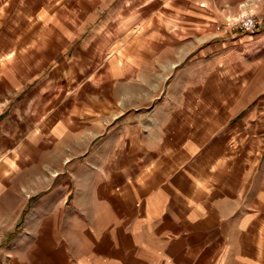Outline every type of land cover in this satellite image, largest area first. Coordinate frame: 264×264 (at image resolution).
<instances>
[{
  "label": "crops",
  "instance_id": "obj_1",
  "mask_svg": "<svg viewBox=\"0 0 264 264\" xmlns=\"http://www.w3.org/2000/svg\"><path fill=\"white\" fill-rule=\"evenodd\" d=\"M17 263L264 264V0H0Z\"/></svg>",
  "mask_w": 264,
  "mask_h": 264
},
{
  "label": "built area",
  "instance_id": "obj_2",
  "mask_svg": "<svg viewBox=\"0 0 264 264\" xmlns=\"http://www.w3.org/2000/svg\"><path fill=\"white\" fill-rule=\"evenodd\" d=\"M261 27V22L247 10L241 11L233 18H228L227 22L219 26L222 34L232 31L249 33L257 31Z\"/></svg>",
  "mask_w": 264,
  "mask_h": 264
},
{
  "label": "rangeland",
  "instance_id": "obj_3",
  "mask_svg": "<svg viewBox=\"0 0 264 264\" xmlns=\"http://www.w3.org/2000/svg\"><path fill=\"white\" fill-rule=\"evenodd\" d=\"M253 2H250L249 3V7H242L241 9H239L237 11H233L235 13H233V12L227 13L226 16L223 18V20L220 23H217V24H215L213 26L214 28L211 30V34L212 35H213V33L214 34L215 33L217 34V32H218L219 35H223L225 38H227V36H233L234 34H238V33L247 34V33L241 32V31H236V32L235 31H232V32H228L227 34H222L221 31H220V29H219V26L222 25V24H224L225 22H227L228 18L235 17L237 14H239L243 10H247V11L251 12V14H253L254 16H256V18L258 19V16L256 15L255 6L253 8V5L256 4V3L255 2L253 3ZM256 7H257V4H256ZM262 27L263 26H262V23H261V27L257 31H259ZM254 32H256V31H254ZM249 33H252V32H249ZM83 176H84V171H82V177ZM17 264H19V263H17Z\"/></svg>",
  "mask_w": 264,
  "mask_h": 264
}]
</instances>
